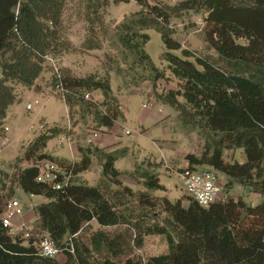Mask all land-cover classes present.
<instances>
[{"label": "trees", "instance_id": "16d2710c", "mask_svg": "<svg viewBox=\"0 0 264 264\" xmlns=\"http://www.w3.org/2000/svg\"><path fill=\"white\" fill-rule=\"evenodd\" d=\"M110 1L87 0L86 8L92 10L88 19L93 21L92 14ZM112 1H135L142 7L117 26V38L131 58L134 78L151 83L165 78V70L154 63L145 48L151 38L147 30L161 34L165 46L162 59L180 81L176 92L161 99L175 108L185 133L204 139L201 153L185 155L187 164L181 172L186 167L216 170L228 179L222 185L225 200L204 207L189 195L186 201L153 196L152 191L165 190L158 171L164 163L149 162L145 166L137 161L132 170H120L116 162L127 156V148L110 149L77 141V160L49 154V140L61 133L70 135L72 129L45 123L18 159L32 164L19 168L14 180L26 194L46 199L31 205L36 228L55 241L65 259L59 260L60 254L42 256L34 236L9 234L2 223L4 205L0 196V264H264V0H182L175 5L149 0ZM66 2L0 0V130L9 107L18 98L15 84L32 87L46 70L48 55L58 59L70 50L62 31ZM189 10L205 14L206 41L220 59L228 61V68L195 56L173 37L171 18ZM95 48L88 45V49ZM177 50L182 54L174 53ZM61 70L71 117L77 108L80 122L98 130H111L124 118L110 77H77ZM95 92L102 95L101 102L91 97ZM177 95L183 96L185 103L174 101ZM238 149L246 155L244 162L225 159L226 150ZM44 161L54 162L65 175L72 173L70 183L57 189L38 181L39 166ZM94 162L102 168L96 186L74 179ZM65 175L59 180L63 181ZM124 176L146 190L124 185ZM236 183L259 194L262 202L253 206L241 195L231 196L229 190ZM116 186L119 188L114 189ZM92 222L98 228L92 230L87 243L80 234ZM122 225L127 227L126 232L132 230L138 248L146 235L165 236L167 252L144 261L132 257L118 260L128 243L122 233L111 234L106 229Z\"/></svg>", "mask_w": 264, "mask_h": 264}, {"label": "rangeland", "instance_id": "374dc122", "mask_svg": "<svg viewBox=\"0 0 264 264\" xmlns=\"http://www.w3.org/2000/svg\"><path fill=\"white\" fill-rule=\"evenodd\" d=\"M149 1L153 4L167 3L175 5L182 0ZM86 5L87 0H67L66 2L62 31L63 37L70 43L71 48L58 58L59 65L64 71L77 77L89 74L110 77L113 94L116 96L122 112H125L126 115V120L119 123L123 144L130 147L133 144L136 145L134 146L133 154L120 159L116 163L117 168L129 170L137 160L138 162H144L145 166H148L149 162L153 163L160 160L164 165L158 171L161 184L165 186V190L152 191L151 194L161 197L166 195L172 201L180 198L186 201L188 197L186 196L185 186L180 174L187 164L185 154L188 152L201 153L204 139L196 134L185 133L181 128L175 108L162 100L168 95L170 96L171 91L176 92L179 89L180 81L167 68L168 63L162 59L165 46L161 34L155 29L147 30L151 38L145 48L154 63L160 69L165 70V78L155 83L144 79L140 81L134 78V69L129 64L131 58L127 57V53L118 41L117 26L126 17L140 11L142 7L135 1L115 4L111 0L110 4L99 10L97 14L93 13V21H90L87 14L92 10L87 9ZM204 16L205 14L195 13L191 10L181 11L180 15L173 16L170 20V28L175 31L173 37L182 43V48L190 49L195 56L208 58L221 67L228 68V61L220 59L215 49L210 47L206 41ZM90 44H94L98 48L88 49ZM174 53L182 54L181 50L174 51ZM191 60L195 59L191 58ZM45 65V75L39 78L42 86L47 83L48 85L52 84L50 83L52 81V72H50L52 67L49 66L50 64L47 61ZM15 89L18 95L22 94L23 88L20 84H15ZM49 92L53 96L41 94L35 91L34 88L26 87L25 92L21 95L22 100L14 104L11 107L12 109L10 108V114L5 122L8 127L7 136H0V184H4V188L0 187L2 205H5L13 197H17L20 201L29 204L40 202V198L44 199L42 196L30 199L24 191L18 189L14 180V175L18 173L19 168L32 164V162L22 163L18 159L23 155V147L26 146L27 142L34 139L41 132L40 127L43 118L50 124L59 123L64 129H72V134L69 136L61 133L49 140L46 152L55 156L74 159L73 145L75 141H81L86 144L92 135L94 129L89 128V124L84 126L80 122L79 110L75 108L76 110L74 111L76 113L71 117L65 102L54 92L53 87H51ZM91 97L98 102L102 100V95L99 92H95ZM174 97L175 99L173 100L179 104L185 103L183 96L177 95ZM35 100H38L39 104L28 110L27 104L33 103ZM144 104H147L148 108H144ZM159 110H162L161 115L164 119L167 120L169 118L170 121L156 120L154 113L159 114ZM141 124L146 128L145 133L142 132ZM127 130L132 131V133L127 134ZM6 137H8L7 141H5ZM234 151L226 150L225 159H236L240 162L246 160L243 150ZM101 176L102 168L96 164L93 170L80 173L74 179L96 186ZM222 178L227 183L228 179L223 176ZM122 180L124 185L126 182H129V184L134 183L133 189L136 191L146 190L142 184H137L131 177L124 176ZM118 188L117 186L114 187V189ZM229 192L234 197L241 195L249 205L256 206L262 202V197L259 194L251 192L249 187L239 183L234 184ZM225 194L226 191L224 190ZM132 203H134V200ZM25 208L28 210L30 206H25ZM161 216L163 217L164 214H161ZM31 224L34 227L32 229V237L34 236L37 244H39L43 233L37 230V223L34 220ZM95 227L97 226H86L81 232L80 236L87 243L93 233L92 230L96 229ZM106 230L111 234L122 233L125 242L128 243V247L125 248L123 254L118 258L120 261H124L128 257H132L136 261H141V259L144 261L150 256L159 255L168 250L167 240L162 235L144 236L143 246L138 248L134 233L132 230L126 232V226L108 227ZM22 235L20 236L23 237ZM58 258L63 261L65 256L60 253Z\"/></svg>", "mask_w": 264, "mask_h": 264}, {"label": "built area", "instance_id": "2783aa9c", "mask_svg": "<svg viewBox=\"0 0 264 264\" xmlns=\"http://www.w3.org/2000/svg\"><path fill=\"white\" fill-rule=\"evenodd\" d=\"M46 61L50 64L49 66L52 67L53 90L65 102L68 89L65 87L62 80V70L58 62L59 60L48 55ZM89 97L90 95L87 94L86 98ZM37 104H39L38 100H35L33 103L30 102L27 104V109L31 110L34 105ZM143 107H148V105L144 104ZM5 130L7 131L8 127H6ZM100 132V130L94 129L87 143H92L94 139L100 135ZM127 132L129 133V131ZM68 139L72 141L70 137H68ZM5 141H7L6 138ZM180 174L185 186V193L194 198L200 205L208 207L214 202L225 200L222 187L224 180L222 175L216 170L211 168L192 169L186 167ZM62 175L65 174L57 164L51 161H44L39 166L37 180L46 182L60 189L63 185L70 183L72 179V173H68L63 176V181L59 180ZM25 209L24 202L20 201L17 197L9 199L4 205L2 223L12 236L23 234L25 237H31L33 235L32 229H34V227H32L31 223L24 220ZM16 218H21V221L15 223L14 220ZM39 252L45 257H56L61 253V249L49 235H43L39 242Z\"/></svg>", "mask_w": 264, "mask_h": 264}, {"label": "crops", "instance_id": "0c3cea01", "mask_svg": "<svg viewBox=\"0 0 264 264\" xmlns=\"http://www.w3.org/2000/svg\"><path fill=\"white\" fill-rule=\"evenodd\" d=\"M46 71V70H45ZM45 71L43 72V74H41V76H43V75H45ZM51 72V71H50ZM41 76L39 77V78H41ZM39 78L36 80V82H35V84L32 86V87H28V88H30V89H33L34 88V90L35 91H37V92H39V93H41V94H50L51 96H53L49 91H51V85H48V83L45 85V86H42L41 84H40V82H39ZM51 78H52V75H51ZM50 83H52V81H50ZM22 88H23V92H22V94L25 92V90H26V87H24V86H22ZM21 94V95H22ZM21 95H18V98H17V101L14 103V104H16L17 102H19V101H21L22 99H21ZM56 97V96H55ZM14 104H12L10 107H9V109H8V113H7V117H6V119L8 118V116H9V114H10V110L12 109L11 107L14 105ZM67 106V105H66ZM11 108V109H10ZM144 108H148V107H144ZM67 110H68V108H67ZM161 112H162V110L160 111L159 110V114L158 113H154L155 115H154V117L156 118V120H158V121H170L169 120V118H167V120H165L164 119V117L161 115ZM124 114V118L122 119V120H120V121H116V123H115V126L111 129V130H102L101 129V132H100V135L98 136V137H96L95 139H94V141L92 142V143H95L96 145H99V146H101V147H109L110 149H115V148H127L128 149V154H127V156L126 157H129L130 156V154H133L134 153V151H133V149H134V146H136L135 144H133L131 147L130 146H128V145H124L123 144V138H122V132H121V130H120V124L119 123H122V122H124L125 120H126V115H125V112L123 113ZM171 116V115H170ZM6 119H5V121H4V128L2 129V130H0V136H7V131H5V127H7L6 126V124H5V122H6ZM49 124V125H53V124H57V125H59V123H53V124H50L45 118H43L42 120H41V127H40V130H41V128L43 127V125L44 124ZM60 126V125H59ZM141 126H142V132L143 133H145L146 132V128H145V126L143 125V124H141ZM60 127H62V126H60ZM63 128V127H62ZM76 128V127H75ZM127 131H129V133L127 132ZM126 131V133L127 134H131L132 133V131H130V130H127ZM38 135V134H37ZM36 135V136H37ZM35 136V137H36ZM6 139L8 140V137H6ZM33 140V139H32ZM31 141V140H30ZM76 144H77V140L75 141V143H74V145H73V153H74V159H69V160H77L78 158H79V155H78V152H77V148H76ZM186 153H187V151H185ZM48 153V152H47ZM50 154V153H49ZM186 155V154H185ZM170 156H173V155H170ZM126 157H124V158H126ZM124 158H121V159H124ZM120 160V159H119ZM118 160V161H119ZM143 160V159H142ZM117 161V162H118ZM138 161V160H137ZM157 161V160H156ZM116 162V163H117ZM157 162H160V160H158ZM96 164H98V163H96V162H94V164L91 166V168L89 169V170H87L88 172L89 171H91V170H93L94 169V167H95V165ZM99 166H101L100 164H98ZM134 166L132 165V167L129 169V170H132V168H133ZM120 169V168H119ZM120 170H123V169H120ZM124 170H126V169H124ZM86 172V171H85ZM85 172H83V173H85ZM101 178V177H100ZM100 180V179H99ZM99 182V181H98ZM98 184V183H97ZM126 184H128V185H130V186H132V187H134V183H131V184H129V182L127 183L126 182ZM28 195V194H27ZM29 196V198L30 199H33V198H38V196H30V195H28ZM46 199L44 198V199H41L40 198V202H35V203H32V204H29V203H27V202H24V204H25V206H30V208L28 209V210H26L25 209V215H24V220H26L28 223H31L33 220H35V214H34V212H33V209H32V206L31 205H35V204H38V203H41V202H44ZM15 223H19L20 221H21V218H16L15 220ZM91 225L92 226H97V227H95L96 229L98 228V224H96L95 222H92L91 223Z\"/></svg>", "mask_w": 264, "mask_h": 264}, {"label": "clouds", "instance_id": "9594fccd", "mask_svg": "<svg viewBox=\"0 0 264 264\" xmlns=\"http://www.w3.org/2000/svg\"><path fill=\"white\" fill-rule=\"evenodd\" d=\"M6 128V127H5ZM68 129V128H67ZM101 131V130H100Z\"/></svg>", "mask_w": 264, "mask_h": 264}]
</instances>
